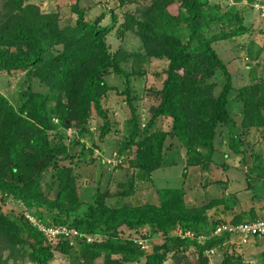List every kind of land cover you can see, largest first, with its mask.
<instances>
[{"label":"trees","instance_id":"16d2710c","mask_svg":"<svg viewBox=\"0 0 264 264\" xmlns=\"http://www.w3.org/2000/svg\"><path fill=\"white\" fill-rule=\"evenodd\" d=\"M39 1L0 0V72L22 78L11 99L0 92V203L10 199L25 211L4 212L0 206V264H164L169 259L211 264L214 252L222 255L220 264H246L228 252L236 244L231 233L211 234L223 221L207 212L222 206L221 212L233 214L232 224L264 218L254 205L264 196L262 179L251 183L244 173L250 195L238 204L235 193L222 191L192 206L183 187L156 188L158 204L126 199L138 181L153 185V172L176 165L180 154L183 177L190 167L229 168L219 154L240 155L246 162L249 135L264 132V77L250 76L239 85L231 61L218 49L247 35L250 57L253 44L256 56L264 51V21L253 30L242 14L256 0H230L225 9L210 0H150L125 10L120 7L126 1L137 0H117L120 11L109 8L92 20L80 0H63L75 15L64 24L58 10L63 3L44 11ZM152 61L162 64L163 79L159 88L148 89L151 103L142 113L131 81L144 77ZM108 75L119 78L123 89L110 84ZM112 90L125 95L129 107L123 132L102 107ZM236 101L241 103L238 124L232 118ZM93 115L101 118L94 130ZM163 119L169 120L167 129L161 127ZM111 141L115 145L106 157L103 148ZM248 155L253 157L249 172L263 178L264 167ZM97 161L107 167V177L95 181ZM109 171L118 175L113 194ZM216 182L224 190L225 183ZM112 195L115 204L107 201ZM39 224L76 233L52 242ZM258 239L264 242V235L246 243ZM55 253L67 262L52 263Z\"/></svg>","mask_w":264,"mask_h":264},{"label":"rangeland","instance_id":"374dc122","mask_svg":"<svg viewBox=\"0 0 264 264\" xmlns=\"http://www.w3.org/2000/svg\"><path fill=\"white\" fill-rule=\"evenodd\" d=\"M80 0V5L88 9L86 13V19L92 20L100 13L107 11L109 8H115V10L120 11L125 10L127 7L133 9L137 3L140 5L147 4L150 0H137V2H127L120 7L117 8L118 3L117 0ZM212 2H219L220 5L225 9V6L229 3L230 0H210ZM63 3V0H42L39 1V5L44 11H51L55 10L56 6ZM64 4V3H63ZM254 8L249 11L246 8L242 9V14L244 15V22L251 26L253 30H256L262 26L264 21V0H256L254 3ZM263 9V10H262ZM60 11V23H72L74 21L75 15L71 13L70 6L68 3L60 6L58 9ZM260 10V11H259ZM262 17L260 20L259 17ZM108 21V15L104 19V22ZM111 37L112 46H116V42ZM250 39L249 36L245 35L242 37L236 38L234 41H224L220 43L221 47L218 49V53L223 60L231 61L230 67L235 72V79L236 83L239 85L248 81L250 76H262L264 77V51L257 53L258 47L253 44L251 46V54L247 53L249 50V45L247 41ZM257 39V38H256ZM238 43L240 46H237ZM219 44H217L218 46ZM248 45V46H247ZM248 47V48H247ZM247 62L250 63V66L247 68ZM254 70H250L251 68ZM162 64L158 61H152L151 66L147 68L148 73L144 75V77L134 78L131 81L132 87V95H139V98L135 101L136 105L138 106V110L142 113L147 112V106L151 103V95L148 94V89L150 88H159L160 83L163 79V74H161ZM150 68V69H149ZM107 81L117 86L119 90L123 89V82L119 78L114 75H108L106 77ZM221 79V78H219ZM218 79V80H219ZM22 80L21 76L17 77H8L4 74V72H0V92L7 95L10 99L16 95V90L20 87L19 83ZM217 87V89H219ZM102 107L107 110L109 115L110 121L118 122V127L120 128V132L124 131V124L125 120L129 118V107L125 102V95H118L115 91H109L108 95L102 99ZM235 107L232 108V118L238 124L240 120L239 110L241 107V103L236 101ZM101 124V118L98 115H93L90 122V127L94 130L97 126ZM169 126V120L163 119L161 123V127L163 129H167ZM238 126V125H236ZM68 133H72L71 129H68ZM97 133V132H95ZM225 141L228 139V132H224ZM97 138L95 137V140ZM114 139V138H111ZM249 153H252L254 156L258 158V164L260 167H264V132H252L249 135ZM115 143L113 141L108 142V144L103 148L105 156H110V150ZM223 151H227V147L224 144ZM106 151V153H105ZM96 152V150H95ZM247 154L246 162H242L240 155H235L229 153V156L225 158L222 154L217 155V159L219 162L224 161L229 168L227 169H220L215 166H212L211 171L206 169H200V167H190L187 170V175L185 177L182 176V169L185 165L184 161L182 162L181 154L177 156V164L176 165H167L161 167L153 172L154 184L152 185L149 181H138L136 184V191L135 194L128 197L126 200L130 203H143V202H152L158 204V195L156 193V188L160 187H183L185 192V200L187 204L196 206L200 205L202 201H207L210 198H214L223 191L225 196L234 195L235 193V201L237 204L239 203V199L244 201L245 197L250 195V191L246 190L245 184V176L244 173H249L251 175V183H256L259 179H262L263 183L260 182L261 185L264 184V177H258L255 172H249V168L252 166L253 157ZM107 159H111L108 157ZM114 161V160H113ZM115 162V161H114ZM95 165V164H94ZM95 181L104 175L107 177V167L105 165H101L99 161L96 162V169H95ZM260 169L258 170V172ZM111 174L109 176V180H112L109 186L110 194H113L117 190L115 182L118 177L115 171H109ZM130 174V171H129ZM119 179L122 181L124 180V176L121 174L119 175ZM107 179L100 183V189L104 190L106 187ZM221 180L225 183L224 190H222V184L218 185L219 183H215V181ZM44 181V180H43ZM117 181V180H116ZM260 181V180H259ZM85 183L88 184V181L85 180ZM256 185V184H255ZM97 186V185H96ZM95 186V188H96ZM254 190V187H253ZM52 195V193H51ZM244 199V200H243ZM117 197L112 195L107 198L108 203L115 204L117 203ZM241 202V201H240ZM258 216L264 217V196L260 199H256L254 203ZM1 209L4 212H13V213H20L24 211L22 207L17 205L12 200H6L4 203H0ZM263 206V207H262ZM245 208L248 206L244 204ZM219 208L218 210L211 209L207 212V215L210 219H218L223 222H228L233 214L227 212H221L220 208L222 206L216 207ZM215 208V209H216ZM234 213L239 211L238 205L234 207ZM25 213V211H24ZM174 233V232H173ZM158 241V240H155ZM160 242V241H158ZM151 242L145 244V250H150ZM228 252L233 255H240L241 258L244 260L246 264H264V256L262 253L264 252V242L262 239H258L257 241H252L246 244H236L232 246H228ZM187 253V252H186ZM221 254V252H219ZM213 257V262L211 264H220L222 259V255H217V253H213L211 255ZM59 262H67V260L62 259L60 254L55 253V258L53 259L52 263H59ZM141 264V263H137ZM164 264H171V260H166Z\"/></svg>","mask_w":264,"mask_h":264},{"label":"built area","instance_id":"2783aa9c","mask_svg":"<svg viewBox=\"0 0 264 264\" xmlns=\"http://www.w3.org/2000/svg\"><path fill=\"white\" fill-rule=\"evenodd\" d=\"M29 219L33 223H36V221L32 217H29ZM38 227H40L45 232L50 240L56 239L59 235L70 236L76 233V231L74 230H69L67 229V227L61 226L45 228L41 227V224H39ZM221 232L232 233L236 235L239 243H246L253 235H257L258 237L264 235V218L249 222L246 221L238 223L236 225L229 223L221 224L216 227L215 233L219 234Z\"/></svg>","mask_w":264,"mask_h":264},{"label":"clouds","instance_id":"9594fccd","mask_svg":"<svg viewBox=\"0 0 264 264\" xmlns=\"http://www.w3.org/2000/svg\"><path fill=\"white\" fill-rule=\"evenodd\" d=\"M225 223L232 224V223L229 222V221H228V222H221V223L217 224L216 227L219 226V225H221V224H225ZM233 225H236V224H233ZM216 227H215V229L213 230V232H212L211 234H217V233H215ZM222 233H229V232H221V233H219V234H217V235H221ZM188 235H189L190 237H192V234H188ZM59 236H64V235H59ZM59 236H58V237H59ZM58 237H57V238H58ZM57 238L54 239V240H51V241H52V242H55V241L57 240ZM204 239H205L204 236H199V237H198V240H199V241H202V240H204ZM234 239H235V240H234ZM230 240H232V241L234 240L235 242H238V240H237V238H236V235H234V234H232V233H231V235H230ZM238 243H239V242H238ZM144 248H145V247H144Z\"/></svg>","mask_w":264,"mask_h":264}]
</instances>
